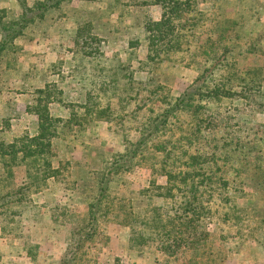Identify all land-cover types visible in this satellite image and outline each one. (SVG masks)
Here are the masks:
<instances>
[{
    "label": "trees",
    "instance_id": "16d2710c",
    "mask_svg": "<svg viewBox=\"0 0 264 264\" xmlns=\"http://www.w3.org/2000/svg\"><path fill=\"white\" fill-rule=\"evenodd\" d=\"M12 1L19 7V15H10L9 12L13 11L8 10L9 8L0 0V55L7 48V45L13 44L17 39L25 38L27 31L33 30L38 23L53 18L54 11L60 10L63 2V0ZM77 1L86 6H92V8H88V12H94L93 15H96L95 20L99 16L98 8L94 6L95 3L103 1L110 9L122 5L119 14L121 21L128 18L135 19V24L144 33V39L146 40L148 49L146 59L152 63L171 61L170 59H173L172 55H176L178 52H188L191 39L197 40L196 33L198 32L194 31L195 28L203 29V26L207 27L206 21L211 23L208 28L210 34L207 35L205 43L198 45L191 55L196 53L209 59H215L218 54V58H220L224 53H227L226 46L222 42L229 36L231 29L236 24H240L239 20H230L231 12L224 9L216 11L215 15L223 19L215 23L213 22L212 11L209 13L212 14V17H210L211 15L208 13L197 10V5L209 0ZM213 5L216 8L220 7L216 4ZM81 13L82 11L78 14ZM238 15H240V19L244 17V14ZM206 16H208L207 19ZM91 17L93 16L84 19L76 17L73 21L74 41L82 48L84 55L89 58L90 62L91 60H99L101 55L99 50L101 43L95 31L97 27L94 18ZM128 21L131 22V20ZM214 31L218 33L215 34ZM122 61L124 62V60ZM208 62L209 64L213 63V61ZM89 64L90 66L95 65L94 63ZM208 65H206L205 71L209 75L207 77L198 76L193 84L189 85L179 96L167 102L168 106L165 107L162 113H149L150 118L148 117L146 122L137 129L139 133L137 141L134 143L128 141L130 142L127 144L128 149L119 154L107 170L100 173L96 186L97 197L95 200H97L87 204L88 220L81 228H77L73 232L78 233L79 236L77 235L76 240L79 243L95 234L93 229L98 216L97 204L108 197L113 177L120 172H127L135 158L138 156L143 157L142 154L149 150L151 154L149 158L156 160L161 166V169L156 170L155 173L161 172V175L166 177V184L161 186L156 179L151 180L147 188L137 192V195L141 197V201L145 202L146 208L137 211L132 205L130 211L125 210L126 212L123 215L130 230V246L134 250H140L151 244L156 245L157 251L162 252L160 255L163 256V264H172L174 255L180 248L190 250L189 263L191 264L201 263V259L205 254L210 257L214 256L213 264H223L224 258L220 259L219 252H214L208 248L202 251L206 248L208 242H211V239H209L210 232L206 230L205 220L207 214L211 212L212 200L209 199L213 197L212 193L214 191H219L220 193L217 194L221 200V206L224 207L222 211H225L221 212V215H227L230 209H237L240 200L245 198V193L242 190L248 186L246 181H254L255 188L264 183L258 178L247 179L245 172L250 169L262 172L264 166L261 164L262 161L260 162L261 157L259 156L253 155V161L255 162L250 161L252 147H250L249 142L244 141L241 135L244 131H249L247 123L236 119L233 114H231V118L222 121L225 123L222 128L225 131L223 133L226 135V142L222 141L217 143L218 145L215 144L210 155H207L204 147L196 144V139H204L207 137L206 135L210 136L215 129L219 128L218 125L214 124L213 117L207 116L204 104L208 101L218 102L222 97L237 96L234 92L227 91L223 87V84L227 81L226 79L223 83L221 82L222 84L211 79L210 76L217 66L215 64ZM116 69L119 71L116 73L121 75L123 72V77L128 76V67L118 64L115 71ZM94 70L95 68L91 67V71ZM256 70V68L249 69L248 72L243 73L240 79V82H243L241 94L239 95L241 107L247 106L249 109L250 107L251 109H260L261 107V103L257 101L264 96V93L261 91L258 76L264 71V68H261L260 72ZM110 73V76H116L113 71H110ZM111 81L102 82L105 85L102 91H107L109 87L113 88L114 86L117 90L116 84ZM131 81L130 78V83ZM133 88L134 86L129 84L127 89L123 88L122 91L131 94ZM142 89L138 88V91L135 90L134 93ZM44 92H46L45 95L38 99V104L35 107V113L38 116L37 133L33 136L25 135L10 144L0 143V165L4 174H6L4 179L1 180H9L12 177L11 167L23 163L26 165L27 184L24 187L26 191L31 189L36 191L44 187L47 179L60 173L58 169L51 168L50 159L54 156L52 139L62 134L59 129L64 122L53 117L48 108L49 96L54 93V90L52 93L49 89L44 90ZM128 96L131 100H135L134 96L129 94ZM90 98L93 99V96H90ZM90 98L88 102H90ZM125 100L127 99L124 98L122 101ZM138 110L140 109L135 108L131 114L136 115ZM109 112L108 107L100 108L98 102L90 103L85 108L82 121H85L86 117L92 114H95L97 119L108 117ZM188 113H190L189 116L196 118V122L189 124V122H184L179 118L182 114ZM123 119L124 116L120 118V120ZM82 121H76L75 125L80 126ZM58 122L61 125L58 126ZM186 130H189L188 134L185 133ZM222 138L220 137L219 140ZM204 142L209 143L210 146L211 142L209 140ZM225 147H227V150L219 156L222 161L221 167L226 165L228 170L243 173V178L239 175L236 178L233 176L231 179L226 175L213 176L211 165L217 163L214 157L217 156L218 151L223 150ZM190 148L194 150L195 154H189L188 149ZM179 166H183L182 169H178ZM219 170L221 171V169ZM176 182H182L183 185L182 190H179V201L172 202L168 208L154 206L151 202L152 197L172 198V188L178 187ZM240 187L242 190H240ZM235 191L242 193V197L236 196ZM9 193L7 192L5 196H8ZM224 193L227 194V198H224ZM204 195H207V199L203 198ZM19 198L17 197L16 200L19 201ZM160 209L166 211L160 213ZM61 215L66 214L62 212ZM143 257L145 255L141 254L140 258ZM77 259V254L72 253L65 264H78ZM153 260L155 264L161 262L157 257H154Z\"/></svg>",
    "mask_w": 264,
    "mask_h": 264
},
{
    "label": "rangeland",
    "instance_id": "374dc122",
    "mask_svg": "<svg viewBox=\"0 0 264 264\" xmlns=\"http://www.w3.org/2000/svg\"><path fill=\"white\" fill-rule=\"evenodd\" d=\"M1 2L9 8L8 10L14 12H9L10 15L20 14V9L14 1L1 0ZM74 3L71 0H63L61 9L54 11L53 18L38 23L34 26L33 30L27 31L25 38H33L34 36L37 37V35L39 38H43L50 34H57L58 28H73L74 18L81 12L80 9H75L76 5ZM213 4L220 7H213ZM98 5L99 3H95V8H98ZM104 6L106 7V4ZM236 6L239 11L238 13L231 11L230 20H239L240 24H236L235 27L233 26L234 28L229 32V36L222 42L226 46L227 53H224L220 58H218L217 54V58L215 59H209L196 53L191 55L192 52H195L198 45L205 43L207 35L210 34L208 28L211 23L206 21L207 27L203 26V29L195 28L194 31L198 32L196 33L197 40L191 39L192 41L189 44L190 50L183 52L182 55H178L177 59L184 64L188 62L191 64V67H180L195 70V72L187 73V77L189 78L199 75L207 77L209 74L205 71L206 65L209 64L208 61H213L208 66L215 64L217 67H215L213 74H211V79L220 83H223L226 79L227 81L223 84L225 90L234 92L237 95L222 97L218 102L208 101V103L204 104L207 116H212L214 124L218 125L219 128L215 129L210 136L206 135L207 137L204 139H196V144L204 147L207 155H210L212 147L215 144L222 141L226 142V135L223 133L225 131L222 128L225 123L222 121L231 118V114H233L236 119L246 121L247 123L249 131H244L241 135L244 141L249 142L250 147H252L250 161L255 162L253 161V155L259 156L261 157L260 162L262 161L261 164L264 166V96L257 101L261 103L260 109H251V107L249 109L247 106L241 107L239 102L241 86L243 85L240 79L243 73L253 68H256V71L260 72V69L264 68V0H209L197 5V10L208 14L212 11L213 22L215 23L223 19L215 15L216 11L227 10V8L229 10L231 8L235 9ZM121 8L122 5H118L113 10L119 11ZM153 11L155 10L153 9ZM212 14H209L211 15L210 17H212ZM238 14H244L245 18L241 16L242 19H240V15ZM208 16H206V19ZM110 17L108 16V19ZM91 18L93 19L94 16ZM108 19L105 21L109 22ZM214 32L215 34L218 33L217 31ZM21 42L22 38L17 44ZM144 54L145 52L142 51L140 58H143ZM121 57L125 58L124 55ZM60 60L63 64L65 63L63 55ZM160 64L151 62L149 68L152 70V73L148 74L151 81L148 83L144 82L143 84H134L132 93L140 87L147 90V97L144 99L139 97L136 99V102L133 100L129 104H125L129 106V110L132 108H139L140 110L136 114L138 118L133 120L130 125L126 124L122 127L118 122L119 132L116 133L121 137H117L118 139L115 137L114 139L105 130L104 132H99L107 142L106 147L101 141H98L95 136L97 134L95 130L89 131L92 142L91 152L88 158L81 160L82 169L75 167L76 171L73 173V176L77 180H64L66 186L69 189L72 188L74 191H72L70 196L59 194V196L52 197V201L49 199L48 201L54 204L52 212L40 214L38 209L32 210L28 204L22 207V201L18 202L16 200L17 197H22V190L20 189L21 187L19 189L16 188L17 185L14 181L13 173L12 178L8 181L0 179V264H65L72 253L77 254L78 264H155L154 257H157L161 261L159 264L164 263L162 261L163 256L160 255L162 252H158L154 244L140 250L132 249L129 242L130 230L126 225L127 222L123 215L126 212L125 210L130 211L132 205L137 211L144 209L145 202L141 201V197L137 195V192L147 188L151 180L156 179L157 183L161 186L166 184V177L162 176L161 172L155 173L156 170L161 169V166L156 160L149 158L151 156L149 150H144L143 157L140 158L138 156L135 158L127 172H120L113 177L108 197H105L104 200H101L97 204L96 211L98 216L93 229L95 234L91 238H85L79 243L76 240L78 233H73L75 229L81 228L88 220L87 204L93 203L97 197L96 186L100 173L107 170L111 162L122 153L118 150L123 147L124 150H127L128 143L137 141L138 137L135 139L134 131L136 132L137 128L141 127L148 117L150 118L149 113H162L165 107L168 106L167 102L175 99L180 94L179 87H182V85L174 82V79L179 78V76L171 74L170 77L173 78L171 82H168L166 79L161 80V77L157 79L159 72L163 68L160 67ZM156 68H158L157 71H155ZM80 72L86 73L82 69ZM258 77L261 83H259L261 91L264 93V71ZM182 78H184V75ZM87 83L88 81L86 80L84 84ZM191 84L193 83L187 85ZM208 84L210 85V83ZM116 86L120 93H125L121 89V83L119 85L116 84ZM85 88L91 90L94 88V85L93 83L87 84ZM93 90L94 96L93 99L90 98V103L99 102L100 105H103V97L99 96L102 91H98V88ZM99 97L101 99H98ZM54 108L57 109V107H52V110ZM67 109L70 110V108ZM123 111L124 109L122 108L117 111V116L122 118L126 115ZM79 114L80 110L76 109V120L82 118V116L79 117ZM189 114H182L179 118L184 122H189V124L196 122V118L189 116ZM71 122L73 123V121ZM71 122L69 124H72ZM59 125L61 123L58 122ZM131 130L133 131L130 132ZM59 132L67 140V136L69 135L67 125L63 123L60 126ZM185 133L188 134L189 130H186ZM86 134L78 132L77 136H71L68 140L71 142L72 138H74V141H81L85 139ZM220 137L223 138L219 140ZM120 140H122L123 144H119L120 142L118 141ZM205 140L211 142L210 146L208 145L209 143L204 142ZM108 149L109 151H106ZM225 150H227V147L218 151L216 153L217 156L214 157L217 163L216 165H211L213 176L226 175V177L231 179L233 176L236 178L239 175L243 178V173L228 170L226 165L221 167L222 161L219 159V156L221 153L223 155ZM258 150L260 151L258 152ZM188 152L189 154H195L192 148L188 149ZM71 165L69 162L65 164V167L68 166V169L64 170L65 173L69 172ZM182 167L179 166L177 168L182 169ZM245 175L248 177L247 179L258 178L261 182H264V170L257 172L250 169L245 172ZM61 179H65V177ZM237 180L240 181L239 178ZM57 182L59 185L63 184L62 181ZM246 182H248V186L244 187V190L240 187V190L245 193V198L240 200L243 194L235 191L237 193L236 196H240V203L237 205V209H230L225 216L221 215V212L225 211H222L224 207L221 206V200L217 194L220 192L214 191L212 193L213 197L209 199L210 201L212 200L210 205L211 212L207 214L205 220L206 230L210 232L209 239H211V242H208L206 248L202 251L208 248L214 252H219L220 259L224 258L223 264H264V183L255 188L253 185L254 181L248 180ZM9 183L12 184L11 186L9 185L10 188H8ZM176 184L178 187L172 188V198L155 196L151 199L152 204L156 207L168 208L172 202L179 201V190H182L183 185L182 182H176ZM9 191V195L5 196ZM223 196L227 198L226 193ZM206 197L207 195H204L203 198L207 199ZM22 211H24L23 217ZM164 211L166 210L160 209L159 212L164 213ZM62 212L66 215H61ZM37 219L50 222L49 225L45 226L47 230L41 228L42 224L39 221H35V224L34 222H30ZM141 254H144L145 257L140 258ZM190 254V250L187 248L178 249L174 255V262L172 264H191L189 263ZM213 260L214 256L210 257L205 254L201 259L202 262L198 264H213Z\"/></svg>",
    "mask_w": 264,
    "mask_h": 264
},
{
    "label": "crops",
    "instance_id": "0c3cea01",
    "mask_svg": "<svg viewBox=\"0 0 264 264\" xmlns=\"http://www.w3.org/2000/svg\"><path fill=\"white\" fill-rule=\"evenodd\" d=\"M71 1L75 2V9L82 11L76 17L83 19L90 16L96 17V15H93V11L88 12V8L90 9L92 6H86L77 0ZM104 4L103 1L99 3V16L95 20L97 27L95 31L101 43L99 47L101 53L99 60H91L90 62L89 58L84 55L82 48L75 43L73 28L69 27L58 28L57 34H50L43 38H39L38 35L33 38H22L20 44L17 43L21 39H17L13 44L7 45V48L0 55V143L10 144L25 135L33 136L37 133L38 116L35 113V107L38 104V99L45 95L46 92L44 90L46 89H49L51 93L54 90V93H52L54 96L52 94L49 96L50 102L48 103V108L50 114L63 121L67 125V131H69L67 140L64 139L62 134L52 139V152L54 156L50 159V164L52 169H58L60 173L47 179L44 187L36 191L32 189L26 191L24 189L27 184L26 165L19 163L11 167L13 178L17 185L16 188L19 189L21 187L20 189H22V197L20 196L19 198V201H22V207L28 204L31 207L30 209H38L40 214L54 210V204L49 202V199L52 201L51 198L59 196V194L70 196L72 191H74L72 188L69 189L66 186L64 180H77L73 176V173L76 171L75 167L82 169L81 160L88 158L91 152L92 142L89 131L95 130L97 133L95 136L98 141H101L107 147L106 140L100 134L101 131L104 132L105 130L114 139L115 137H121L116 133L119 132V124L122 127L126 124L130 125L133 120L138 118L136 115L133 116L131 114L134 108L129 110V106L125 105L134 100H131L128 94L134 96L135 102L139 97L143 99L147 97V90L145 89L137 93H132L131 91V94L130 92L126 94L120 93L118 89L115 90L114 86L113 88L109 87L107 91H102L103 86H105L102 82L109 80L118 85L121 83V89H127L129 84L134 86V82L136 84H143L144 82L148 83L151 81L149 80L150 77H148L151 62L146 59L148 49L144 33L135 24V19L128 18L121 21L119 17L121 10L114 11L107 6L105 7ZM231 11L238 13L239 10L237 6L235 9L231 8L229 10L227 8V12ZM108 16L111 17L108 19ZM106 19L109 22H106ZM128 20H131V22ZM142 51L145 54L143 58H140ZM182 53L178 52L176 55H172L173 59H170L171 61L160 62V67L163 68L157 76V79L161 77V80L166 79L168 82L173 80L170 77L171 74L179 76V78L174 79V82L182 85V87H179L180 94L189 86L187 84L193 83L196 80L192 82L196 76L194 78L187 77L188 72H195V70L180 67L191 65L189 62L184 64L177 59V56L182 55ZM62 55L64 57V64L60 60ZM123 55L125 58L121 57ZM89 63H94L95 65L90 66ZM118 64L129 68L127 77H123V72L121 75L116 73L118 70L116 69L115 71V67ZM91 67L96 70L92 72ZM81 69L86 73H81ZM157 70L158 68L155 69V71ZM110 71H113L116 76H110ZM183 75L184 78H182ZM129 77L132 80L131 83ZM86 80L89 85L93 83V89L96 90L98 88V91H102L99 96L103 97L104 104L100 105L98 103L100 108L108 107L110 111L108 117L97 119L95 118V114H92L88 116V120L86 117L85 121L87 122L82 121L85 108L90 104L88 99L90 96H94L93 89L89 90L85 88L87 85L84 84ZM183 87L184 89H182ZM136 90L138 91V88ZM124 98L127 100L122 101ZM98 99L101 98L99 97ZM52 107H57V109L54 108L52 110ZM67 108H70V110ZM121 108L126 113L123 120H120V117L117 116V111ZM76 109L80 110L79 117L82 116V118L77 120L73 118L76 116ZM78 120L82 121L80 126L75 125ZM70 122L72 124H69ZM78 132L87 133L85 139L74 141V138H72L70 142L68 138L77 136ZM134 135L136 139L139 133L134 131ZM118 142H120L119 144H123L122 140ZM109 149L106 151H109ZM118 151L123 152L124 147ZM68 162L72 165L69 167V172L65 173L64 170L68 169V166L65 167V164H68ZM5 175L0 165V179H4ZM62 177H65V179H61ZM57 181H62L63 184L59 185ZM9 185L11 186L12 184L9 183L8 188H10ZM35 221H39L42 224L41 228H45V230H47L45 226L50 224L49 221L45 222L46 220L43 219L32 220L30 222H34L35 224Z\"/></svg>",
    "mask_w": 264,
    "mask_h": 264
}]
</instances>
